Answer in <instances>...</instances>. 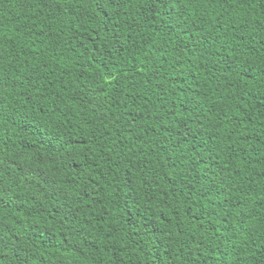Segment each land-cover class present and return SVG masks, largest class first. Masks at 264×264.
Wrapping results in <instances>:
<instances>
[{
    "label": "trees",
    "instance_id": "1",
    "mask_svg": "<svg viewBox=\"0 0 264 264\" xmlns=\"http://www.w3.org/2000/svg\"><path fill=\"white\" fill-rule=\"evenodd\" d=\"M0 264H264V0H0Z\"/></svg>",
    "mask_w": 264,
    "mask_h": 264
}]
</instances>
